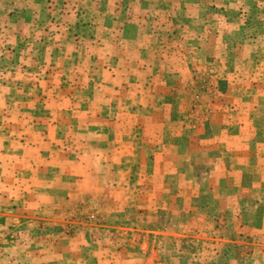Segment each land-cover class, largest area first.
<instances>
[{"label": "rangeland", "instance_id": "1", "mask_svg": "<svg viewBox=\"0 0 264 264\" xmlns=\"http://www.w3.org/2000/svg\"><path fill=\"white\" fill-rule=\"evenodd\" d=\"M0 264H264V0H0Z\"/></svg>", "mask_w": 264, "mask_h": 264}]
</instances>
